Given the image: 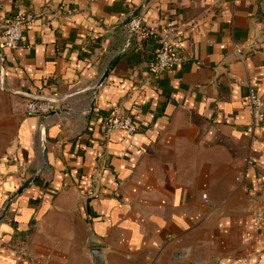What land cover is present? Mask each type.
Here are the masks:
<instances>
[{"label": "crops", "instance_id": "1", "mask_svg": "<svg viewBox=\"0 0 264 264\" xmlns=\"http://www.w3.org/2000/svg\"><path fill=\"white\" fill-rule=\"evenodd\" d=\"M22 13L16 49L0 32V264H264V106L252 142L244 99L264 103V0L0 3ZM163 30L184 60L151 74ZM33 97L56 110L26 116ZM123 114L136 132L105 139Z\"/></svg>", "mask_w": 264, "mask_h": 264}, {"label": "built area", "instance_id": "2", "mask_svg": "<svg viewBox=\"0 0 264 264\" xmlns=\"http://www.w3.org/2000/svg\"><path fill=\"white\" fill-rule=\"evenodd\" d=\"M31 21V17L25 13L15 16L4 17L0 14V32L4 36V47L10 50L17 48L22 40L24 26ZM142 21L139 17L131 19L126 25L128 38H132L141 32ZM159 50L155 58L148 64L147 70L151 74H161L171 68L174 64L181 63L184 58L180 54L182 49V40L179 36L163 30L157 34ZM245 105L249 114V124L246 128L247 134L252 142L256 128L259 127L264 106L263 100L259 98L252 88H248L245 95ZM56 102L51 99L29 98L24 105V113L30 117H43L56 110ZM122 131L128 135H133L136 128L129 115H113L111 119L105 120L101 125V133L105 139H109L115 132ZM249 165L250 160H246ZM239 180V178L237 179ZM206 202V196L202 195ZM264 223V204L252 212L251 225L258 229Z\"/></svg>", "mask_w": 264, "mask_h": 264}, {"label": "water", "instance_id": "3", "mask_svg": "<svg viewBox=\"0 0 264 264\" xmlns=\"http://www.w3.org/2000/svg\"><path fill=\"white\" fill-rule=\"evenodd\" d=\"M142 8H143V6H141L140 8H138L137 10H135L126 20H125V22H124V24L125 25H127L130 21H131V19H133V18H136V17H138L139 16V14H140V12H141V10H142ZM111 68L112 67H110L105 73H104V75L102 76V78L100 79V82H103L106 78H107V76L109 75V73H110V71H111ZM34 99H42V98H40V97H33ZM53 114V112L52 113H49V114H47V115H45V116H50V115H52ZM44 116V117H45ZM46 154H47V149H46V146H45V143H43V158H44V160H45V162H47V159H46ZM36 179V176H33L32 178H30L29 180H27L20 188H19V190H17V192L15 193V194H13V196L10 198V200H9V202L13 199V198H15V197H17V196H19L21 193H22V191L24 190V189H26L28 186H29V184H31V182H33L34 180ZM9 202L7 203V205L5 206V208H4V212H5V210L7 209V206H8V204H9ZM91 255L93 256V259H94V262H95V264H103V260H102V255H101V252H100V250H98V249H93V250H91Z\"/></svg>", "mask_w": 264, "mask_h": 264}, {"label": "rangeland", "instance_id": "4", "mask_svg": "<svg viewBox=\"0 0 264 264\" xmlns=\"http://www.w3.org/2000/svg\"><path fill=\"white\" fill-rule=\"evenodd\" d=\"M3 0H0V3H2Z\"/></svg>", "mask_w": 264, "mask_h": 264}]
</instances>
